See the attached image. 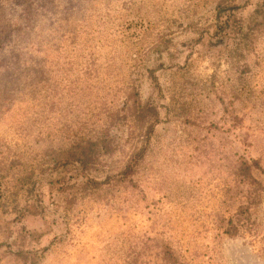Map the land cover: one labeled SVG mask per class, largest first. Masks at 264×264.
Returning <instances> with one entry per match:
<instances>
[{
  "label": "rangeland",
  "instance_id": "rangeland-1",
  "mask_svg": "<svg viewBox=\"0 0 264 264\" xmlns=\"http://www.w3.org/2000/svg\"><path fill=\"white\" fill-rule=\"evenodd\" d=\"M0 264H264V0H0Z\"/></svg>",
  "mask_w": 264,
  "mask_h": 264
},
{
  "label": "trees",
  "instance_id": "trees-1",
  "mask_svg": "<svg viewBox=\"0 0 264 264\" xmlns=\"http://www.w3.org/2000/svg\"><path fill=\"white\" fill-rule=\"evenodd\" d=\"M107 151L109 152V144L106 142V140H97L96 142L87 141L83 144H77L76 146L72 147L66 156L68 159H73L74 161L80 162V164L83 167H87L90 164H92L93 159L95 157V154L98 151ZM58 154H54L53 157H51L52 161L59 162V158L57 157ZM58 158V159H57ZM247 170V175L250 176V169L251 166L247 165L246 167H243V170ZM130 171V166H125L124 169L121 171L122 174H126V172ZM225 233H229L230 229L229 227L227 229H224Z\"/></svg>",
  "mask_w": 264,
  "mask_h": 264
}]
</instances>
